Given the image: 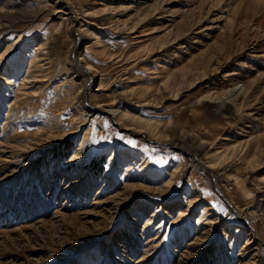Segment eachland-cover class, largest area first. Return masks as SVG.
I'll list each match as a JSON object with an SVG mask.
<instances>
[{"label":"rangeland","instance_id":"374dc122","mask_svg":"<svg viewBox=\"0 0 264 264\" xmlns=\"http://www.w3.org/2000/svg\"><path fill=\"white\" fill-rule=\"evenodd\" d=\"M0 264H264V8L0 0Z\"/></svg>","mask_w":264,"mask_h":264},{"label":"bare ground","instance_id":"6f19581e","mask_svg":"<svg viewBox=\"0 0 264 264\" xmlns=\"http://www.w3.org/2000/svg\"><path fill=\"white\" fill-rule=\"evenodd\" d=\"M242 1H247V2H249L251 4L259 5V6H261V7L264 8V0H242ZM35 81L36 80H35V78L33 76H29V79L27 80L26 84H31V83H33ZM104 113L107 114V115H109L112 118H118L121 115L120 112H118L115 109H111V108L110 109H107L106 111H104ZM117 123H118V125H121V122L120 121H118ZM125 130L126 131H129V130H132V129L130 127H125ZM141 132L143 133V131H141ZM217 166H219V165L217 164ZM209 168L210 169L211 168L214 169L215 166L214 167L212 166V167H209Z\"/></svg>","mask_w":264,"mask_h":264}]
</instances>
